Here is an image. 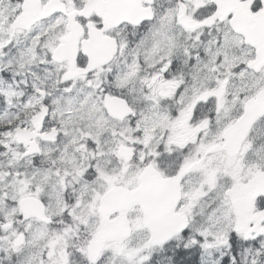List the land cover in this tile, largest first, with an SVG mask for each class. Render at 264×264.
Here are the masks:
<instances>
[{"label":"snow or ice","instance_id":"1","mask_svg":"<svg viewBox=\"0 0 264 264\" xmlns=\"http://www.w3.org/2000/svg\"><path fill=\"white\" fill-rule=\"evenodd\" d=\"M0 264H264V0H0Z\"/></svg>","mask_w":264,"mask_h":264}]
</instances>
